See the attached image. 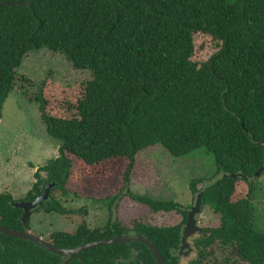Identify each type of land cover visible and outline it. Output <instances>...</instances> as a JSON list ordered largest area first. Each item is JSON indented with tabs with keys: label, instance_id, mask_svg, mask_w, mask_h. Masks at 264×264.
Segmentation results:
<instances>
[{
	"label": "trees",
	"instance_id": "16d2710c",
	"mask_svg": "<svg viewBox=\"0 0 264 264\" xmlns=\"http://www.w3.org/2000/svg\"><path fill=\"white\" fill-rule=\"evenodd\" d=\"M197 34L210 36L216 47L200 65L193 61ZM42 50L63 54L74 69L89 70L92 79L67 86L75 100L62 109L65 115L49 107L44 83L34 98L48 135L61 146L59 156L38 169L36 183L20 200L34 201L55 183L31 218L38 212L73 214L57 198L70 193L66 184L73 161L68 154L87 166L128 163L121 193L100 201L110 212L104 228L92 230L83 224L73 234L47 237L42 231L36 232L38 237L73 249L142 235L167 264H180L187 223L183 206L135 194L130 175L137 155L150 147L162 145L176 158L203 148L213 155L217 170L199 191L196 185L203 180H194L192 191L202 193V206L220 215L221 227L197 241L199 260L189 264H200L201 246L215 240L223 245L236 242L237 264H264V233L254 226L253 205L264 177V0H0V118L15 89L18 68L30 53ZM240 181L249 185V195L233 202ZM124 198L136 207L129 209L131 216L123 224L113 216ZM16 202L11 194H0V225L32 229L31 218L24 227L23 210ZM142 207L151 214L176 212L182 221L171 227L145 224L137 214ZM64 261L30 241L0 234V264ZM69 264L157 261L144 244L130 241L82 252Z\"/></svg>",
	"mask_w": 264,
	"mask_h": 264
},
{
	"label": "rangeland",
	"instance_id": "374dc122",
	"mask_svg": "<svg viewBox=\"0 0 264 264\" xmlns=\"http://www.w3.org/2000/svg\"><path fill=\"white\" fill-rule=\"evenodd\" d=\"M194 45L193 61L198 65L207 62L216 52L215 42L208 35H195ZM91 75L89 70L74 69L61 53L53 54L42 50L32 52L25 58L17 71L15 89L1 109L0 194L9 193L14 200L20 201L36 183L35 173L38 169L59 156L61 142L48 135L46 125L42 122L40 105L34 101L42 83L45 84L44 94L51 110L57 115H65L67 110L62 109L75 100L67 86L83 85ZM67 156L73 161L66 184L70 193L67 197L57 195V198L73 214L35 213L31 218L32 233L44 232L49 234L47 237L57 232L73 234L83 224L92 230L104 228L109 221L110 212L100 201L118 195L124 188L127 161L113 160L98 166H87L73 155ZM216 170L213 155L203 148L186 157L176 158L162 145H157L137 155L130 175L131 191L163 202L175 201L188 209L199 195L192 191L193 181L203 180L196 185L199 191L210 183ZM42 176L46 177V173L42 172ZM259 182L261 185L253 199L254 226L264 233V177ZM248 195L249 185L240 181L231 200L236 202L248 198ZM129 202L124 198L119 206L116 204L113 219L123 224L128 221L131 216L129 209L136 207ZM137 214L142 215L143 223L151 226L171 227L182 221V216L176 212L151 214L142 207L137 208ZM199 221L198 226L201 228H217L220 225V215L205 207ZM190 243L192 253L184 258L182 256V264L195 259L192 239ZM214 246L211 249L215 251V255L211 260L216 259V264H233L238 260L235 244L226 247L217 241ZM209 263L212 262H207Z\"/></svg>",
	"mask_w": 264,
	"mask_h": 264
},
{
	"label": "water",
	"instance_id": "95a60500",
	"mask_svg": "<svg viewBox=\"0 0 264 264\" xmlns=\"http://www.w3.org/2000/svg\"><path fill=\"white\" fill-rule=\"evenodd\" d=\"M260 172L261 170L255 174V177H257ZM238 176L239 175H236V174L231 175V177H234V178H237ZM224 177H226V175H224ZM245 179H248V177H245ZM54 186H55V183L48 184L45 190L43 191V194L40 195L38 198H36L34 201L14 203L15 207L23 210L21 221L24 225H27L32 212L49 199L50 190ZM201 198H202V193H200L197 197V202L194 206V211H192L191 213H188V221L182 231L181 247L179 251L180 257L186 254L185 251H191L190 245L188 243V239L200 231V228L198 227V223L196 219V213L200 209ZM0 234L10 236V237H16V238L26 240V241H30L50 253L66 258V261H64L63 264H69L78 254L82 252H86L88 250H92V249L103 247V246L116 245V244L130 242V241L144 244L153 254L154 258L157 261V264H167L164 258L162 257V255L160 254L159 250L154 245V243L142 235L132 234V235H125V236H117L112 239L86 243V244H83L73 249H63V248H58L54 246L49 241L44 240L41 237H38L36 234L32 232H27L24 230L16 231V230H12V229H9L7 227L0 225Z\"/></svg>",
	"mask_w": 264,
	"mask_h": 264
},
{
	"label": "flooded vegetation",
	"instance_id": "af4514ba",
	"mask_svg": "<svg viewBox=\"0 0 264 264\" xmlns=\"http://www.w3.org/2000/svg\"><path fill=\"white\" fill-rule=\"evenodd\" d=\"M198 197V196H197ZM18 202H27L26 200L25 201H18ZM18 202H16V203H18ZM196 202H197V198L193 201V203L189 206V208L188 209H184V211H185V213H186V215H187V221H188V213H191L192 211H194V206H195V204H196ZM205 207H207V208H209L208 206H205ZM205 207H203L202 206V202H201V206H200V209L198 210V212L196 213V219H197V223L199 224V217L201 216V214H202V212H203V210L205 209ZM210 209V208H209ZM211 210V209H210ZM211 211H213V210H211ZM216 214V213H215ZM31 218V217H30ZM186 226V224L184 225V227ZM24 227L25 228H28V223H27V225H24ZM183 227V228H184ZM199 227V226H198ZM221 227V220H220V225H219V227H217V228H212V229H219ZM200 228V231L198 232V233H196L195 235H196V237H191V238H189L188 239V243H189V245H190V248H191V243H190V240L192 239V242H193V247H194V249H195V259H194V261H197V260H199V249H198V246H197V241L199 240V239H202L203 237H207V236H209L210 235V229H204L203 227L201 228V227H199ZM24 231H27V232H31V229H26V230H24ZM43 239V238H42ZM217 241H219V240H215L214 241V243H212L211 245H203V246H201V249H203V253H204V257H202V258H200V259H202L201 261H200V264H207V262H212V263H209V264H216V259H214V260H211L212 259V257H213V255H215V251L214 250H212L215 246H214V244L217 242ZM220 242V241H219ZM236 242H232V243H230V244H228V245H223L221 242H220V244L222 245V246H226V247H231L232 246V244H235ZM213 247V248H212ZM235 247H236V245H235ZM212 248V249H211ZM180 250V249H179ZM236 251H238V248L236 247ZM185 255H183V258H184V256H189L191 253H192V249H191V251H185ZM236 257L238 258V260L237 261H239V257H238V254L236 253ZM182 257H180V264H182L181 262V259ZM210 260V261H209ZM192 261V260H191ZM237 261L235 262V263H233V264H237ZM189 264V263H188Z\"/></svg>",
	"mask_w": 264,
	"mask_h": 264
}]
</instances>
